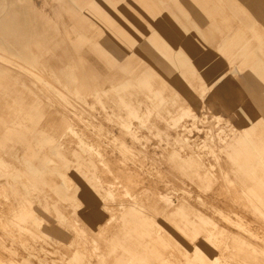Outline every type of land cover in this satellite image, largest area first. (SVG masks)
<instances>
[{
  "label": "crops",
  "instance_id": "obj_1",
  "mask_svg": "<svg viewBox=\"0 0 264 264\" xmlns=\"http://www.w3.org/2000/svg\"><path fill=\"white\" fill-rule=\"evenodd\" d=\"M30 1L6 0L7 10L0 14V133L3 134L5 131L10 134L17 126V130L21 131V133H12L13 135L7 137L4 143L0 142V150H12L16 143H22L28 149L46 152V149L52 147L53 142L47 140V126H42L40 120L47 114L44 108L53 106L60 117L58 124L50 130L60 134L63 140L61 145L94 155V161L98 165L92 178L97 186L96 197L93 201H83L73 196L71 202L67 203L73 209V215L69 217L59 215L57 218L58 222L65 226L74 249L73 263L70 264H111L110 261L119 248L116 244L109 242L79 244L82 243L77 239L79 235L74 234L68 226L76 225L83 235L97 238L106 233V226L110 224L108 220L116 213L120 214L125 224L122 228L124 230L120 247L122 251L134 252L135 256L140 258L142 251L145 250L144 246H150L146 250H156L152 246L157 245V238L153 235L150 237L148 229H157L161 223L170 230L176 226L187 230L190 228L187 233L192 239H196L202 231H208V235L203 234L204 239L198 242L196 253L206 260L213 257L208 244L213 240V235L223 234L219 233V230L215 232L208 228L199 230L201 222L211 226L206 220L197 225L189 223V210L183 204L174 208L164 206L165 201L162 199L168 201L171 199L168 191L173 189L174 174L168 172L158 161V155L165 157L159 144L151 143L152 137L142 132L144 129L150 134L153 129L150 124L147 125L152 115L150 106L158 110L157 114L170 117L166 120L165 135L168 144L173 148L169 163L174 168L176 165V169L181 174L196 178L199 182L196 185L201 189L202 187L222 188L227 186V183L222 175L220 180L215 179L210 183L214 178L202 155L208 142H203L200 138L187 142L183 137L182 129L179 134L175 124L179 122L182 112L187 111L189 115L196 107H201L202 98L206 94L213 100L214 109L220 110L222 114H230L234 125L231 126L229 121L227 126L231 130H236L235 136L232 132L224 133L220 137L222 140L219 144L229 151L215 149L210 152L207 149L206 152L213 156L220 155L222 160L231 166V173L238 176L242 184L235 183L233 176L228 172L229 186L240 188L241 197L246 201L253 203L254 189L257 190L256 202L262 205L261 212L264 217V4L255 9L261 13V19L254 17L251 11L246 9L244 35L234 38L229 36V41L226 40L229 30L240 24L239 20L229 15L230 18L227 20L214 19L211 24L205 26L209 28L207 33H203L202 28L197 27L198 31L194 34L187 21L182 19L178 22L171 19L175 29L182 35V40L179 42L180 49L192 60L197 59V83H193L186 78L188 76L186 72L167 67L166 61L162 60L156 48H154L155 52L146 55H141L137 49H133V53L142 60L159 63L163 66L164 76L168 79L158 74L153 67L145 66L141 61L138 62L137 67L129 69L122 67L124 75L108 74L103 78L106 74L103 68L112 69L116 66L108 55L117 60L124 57L117 58L110 53H98L94 50L93 40L86 36L80 37L73 28H67L69 26L63 28L59 19H54L57 34L44 38L38 32L37 24V20L42 19V16L33 12ZM15 2L21 4L20 11L13 9ZM44 9L49 13L48 8ZM53 10H56L55 7ZM74 11L80 17L83 14L87 19H92L87 14ZM219 27L224 31L220 33L219 40L216 39L217 45L220 43L216 47L220 55L216 56L213 51L207 52L211 48L201 44V38L209 40L217 33ZM184 28L190 29L191 32H186ZM68 30H72V37L66 34ZM49 31L46 33L49 34ZM151 43L149 38L140 42L143 45ZM84 45L88 46L91 58L100 64L99 71L95 72L89 67L86 61L88 53L84 54L81 49ZM61 50L64 51L65 57L57 55L59 61L51 62V57L54 58ZM77 69H81L83 74H86L92 84L91 89L87 88L82 77L73 75ZM216 69H218L217 73ZM69 80L74 85L72 90L66 85ZM104 85L107 88H104ZM163 92L164 104H159L157 94ZM20 93L29 94L22 98L23 95ZM165 94H169L168 97ZM176 97L179 99L174 103L173 99ZM187 100L191 104H188ZM96 104L117 117V122L113 123ZM241 108L248 111L249 117L245 116ZM18 118H21V121L15 122ZM133 119H136L140 125L137 128L138 132L130 135ZM13 124L15 125L12 129ZM192 130L193 128L187 129L188 132ZM227 138H229L228 142ZM179 140H182V144ZM197 141L200 142L199 145H196ZM143 142L144 144L148 142V145L144 146ZM151 152L154 154L151 155ZM7 155L10 158L0 155V177L16 162L22 163L35 178L45 170V164L39 168L30 159L18 155L17 152ZM52 161L54 162L50 158L45 159L46 164ZM216 167L219 172L223 171L218 165ZM148 169L156 176L160 173L161 179L165 178V180L159 183L153 174L142 180L143 172ZM58 175L63 180L64 188L72 191L74 186L72 176L65 171H58ZM106 180L110 185L105 184ZM33 183L22 174L12 176V180L0 181V245H6L8 240L24 246L37 245L41 242L43 248L40 250L49 257L54 251L48 246L53 244L49 240L48 231L41 229L46 219L36 215L39 206H43V200ZM18 187H22L27 196L24 197ZM158 188H165L168 193L162 190L159 197L152 193V190H147ZM204 191L210 193V190ZM131 192H134L133 195ZM199 193L201 198L208 199L205 194ZM60 201L56 204H61ZM83 203L88 207L95 205L92 210L96 208L101 214L88 213L89 221L85 222L78 216L84 211ZM111 204L115 207L113 208ZM106 211L109 212L108 216ZM180 216L184 217V225L178 220ZM17 217L21 219L20 222ZM22 221L27 222V225H23ZM177 221H180V224L175 223ZM75 235L77 236L74 237ZM169 241L171 240L166 243L168 244ZM83 252H95L101 255L91 260ZM6 256L0 250V264H15ZM124 261L125 256L121 258L120 264H124ZM40 263L67 264L57 257L54 259L49 257L46 263L43 261Z\"/></svg>",
  "mask_w": 264,
  "mask_h": 264
},
{
  "label": "rangeland",
  "instance_id": "obj_2",
  "mask_svg": "<svg viewBox=\"0 0 264 264\" xmlns=\"http://www.w3.org/2000/svg\"><path fill=\"white\" fill-rule=\"evenodd\" d=\"M29 3H31L33 12L42 16V19L37 20V24L38 32L44 38L52 37L57 34V31H55L57 30L55 28L56 24L53 18L55 17V19L60 20L63 28L69 26L67 28H73L75 33H78L80 37L86 36L93 40L94 50L98 53H110L117 58L124 57V59L117 60L108 55L110 61L116 66L112 69L103 68V72L106 73L103 75V78L108 74L111 75L115 73L119 76L124 75V69L122 67L125 69L137 67L139 61L145 66L153 67L158 74L166 78L164 76L165 70L162 69L163 66H160L157 62L142 60L138 55H134L133 53V49H137L141 55H146L150 52L153 53L154 48H156L162 60L166 61L165 65H167V67L186 72L188 74L186 78L189 82L197 83V59L192 60L185 51L180 49L179 42L182 40V35L181 32L179 33V31L175 29L171 19L178 22L182 19L187 21L194 34L198 31L197 27L200 29L202 28L201 30L203 33H207L209 28H205V26L211 24L214 19L227 20L230 18L229 16H231L239 20L240 24L229 30L228 38L226 39L229 41V36L234 38L244 35V25L247 19L246 9L251 11L254 17L261 19V13L255 11V9L260 8L261 5L264 4V0H31ZM54 7L56 10H53ZM44 8H48L49 13L45 11ZM13 9L15 11H20L21 4L15 2ZM74 10L87 14L92 19H87L83 14H81L82 17H80ZM25 17L24 15V18ZM184 29L188 33L191 32L190 29ZM48 30H50L49 34L46 33ZM223 31L224 29L219 27L217 33L211 36L209 40H203L201 38V44L211 48L207 52L213 51L216 56L220 55V51L216 48L220 43L217 45L218 41H216V39L219 40L221 36L220 33ZM66 34L72 37L73 32L72 30H68ZM145 38H149L152 43L148 45L140 44ZM227 46L228 45H226V47ZM81 49L84 54L88 53L86 61H88L89 67L95 72L97 70L99 71L98 66H100V64L91 58L88 46L84 45ZM57 55L64 56L65 54L63 50L59 51L54 58L51 57V62L59 61ZM179 56L181 58H179ZM141 66L143 67V65ZM216 70L217 73L218 69ZM74 73V76L79 75L82 77L87 88L89 87L91 89L92 84L88 81V77H86V74H83L81 69H77ZM66 85L70 90L74 88L71 80H69ZM104 88H107V86L104 85ZM20 94L23 95L22 98H25L26 94L29 93ZM163 95L164 92L157 94L159 104H164L165 99H163ZM165 95L168 97L169 94ZM178 99V97L174 98V103ZM195 100L197 101L198 99ZM186 102L191 104L188 100ZM202 102L203 104L201 107H196L194 109L195 111L189 114V116L187 111L182 112V116L179 122L175 124V127H177V132L179 134L182 129L183 137H185L187 142H192L196 138H200L203 142H208V146H205L206 148L203 149L204 154L202 155L206 166L212 171L211 176L214 179H212L210 183H213L212 181L215 179L220 180L223 177L227 186L214 189L202 187L201 189L196 185L199 184L196 178L181 174L176 169V165L174 168L169 163L171 162L169 159L171 158L173 148L168 144L165 135L167 133L166 120L170 117L157 114L158 110L153 106H150L152 115L149 118L150 122L147 123V125L150 124V126H152V132L149 134L148 130L144 129H142V132L152 137L151 143L159 144L165 153V157L158 155V161L162 163L163 167L166 168L168 172L174 174L173 189L168 191L171 199L169 201L162 199L165 201L164 206L168 205L174 208L177 205L183 204L187 206L189 210V223L192 222L193 225H197L199 222L206 220L211 223V228L204 222H201L202 225H198L199 230L208 228L213 229L215 232L219 230V233L223 234L222 236L213 235V240L208 244V246H210V253L213 257L210 259L207 258L206 260L199 257L196 253L198 242L204 239L202 238L203 234L208 235V231L204 230L200 235L198 234L196 239H192L190 234L187 233L190 228L187 230L186 228H178L176 226L170 230L168 229L169 227L166 228L161 223H159L157 229H148L149 236L151 237V235H153L157 238V245L152 246L156 250H146V248L150 246H144L145 250L142 251L140 258H138L137 255L135 256L134 252L122 251L120 248L124 237V230L122 228L125 224L120 214L117 215L118 213H116L115 216H110L108 220L110 224L106 226V233L97 238L83 235L78 226L69 225L68 229H71L74 234L79 235L74 236H77L78 241L82 242L79 244H96L102 242L116 244L119 248L116 252L117 254L111 259V264H120L121 258L124 256V264H264V217L261 212L262 205L256 202L257 190L254 189L253 197L255 201L253 200V203L246 201L245 198L241 197L240 188L229 186V173L233 176L235 183L242 184V182L239 181L241 179L231 173V166L226 164L220 155L216 156L214 154L213 156L206 152L207 149H209L210 152H213L215 149L229 151V149H225L224 146H219L222 140L220 137L224 133L230 132L235 136L236 130H231L227 126L229 121L230 125L233 126L234 120L230 114H222L220 110L214 109L212 104L213 100L209 95L206 94L203 96ZM96 106L100 108L98 104H96ZM100 109L103 110L104 114L109 116L113 123L117 122V117L113 116L108 110ZM44 111L47 114L39 120L42 126H47V140L53 142L51 145L52 147L55 146V148L50 147L46 149V152H40L34 149H28L24 147L25 145H22V143H16L12 150H0V155L10 158L7 155L8 153L17 152L18 155L30 159L35 163V166L39 168L43 167L45 164V170H42L40 176L35 178L28 169H25L22 163L16 162L11 165L9 171L4 172L3 176L0 177V181L12 180V176L22 174L27 180H31L35 183L38 192L41 194V199L43 200V206H39V211L36 212V215H40L42 218L46 219L43 221L41 229L48 231L49 240L53 244L50 247L48 246V248L54 251V253H50L49 257H51V259L57 257L66 261L67 264H70L71 262L73 263L72 253L74 249L70 242V236L64 228L65 226L63 227L58 222L57 218L59 215H64L66 217H69L71 214L73 215V209L67 205V203L71 202L73 196L83 201L94 200V197L97 195V186L92 178L95 175V169L98 165L94 161L93 154L84 153L75 148L68 149L63 147L61 145L63 140L60 134L53 133L50 130L54 125L58 124V119L60 117L59 112L53 106H49L48 108L45 107ZM241 111L246 117H249V113L245 108H241ZM20 119L21 118L16 119L15 122ZM133 120L131 124L132 129L129 132L130 135H135L140 125L136 119ZM14 125L15 124L12 125V129ZM217 125H219V127ZM17 128L18 126L12 133H21L20 129L17 130ZM191 128H193V130L188 132L187 129ZM12 133L9 134L5 131L3 134L0 133V142L4 143L7 141L6 138L13 135ZM206 137L210 140L206 139ZM226 140L228 142L229 138ZM179 142L182 144V140H179ZM145 143L146 144L143 142L144 146H147L148 142ZM199 143L200 142L197 141L196 145H199ZM194 147L197 148L200 146ZM198 150L200 149L198 148ZM153 154L154 152H151V155ZM46 158L53 159L54 162L52 161L50 164H46ZM216 161H218V164H216ZM216 165H218L219 168H223V171L219 172ZM58 171L68 172L69 175L72 176L74 179L72 191H68L64 188L63 180L58 175ZM152 174L154 175V173L148 169L143 172L142 180H144L145 177L149 178ZM159 175L160 173L157 176L154 175V178L160 183V181L165 180V178L161 179ZM190 180H193L194 183ZM107 182L106 180L105 184H107ZM108 183L107 185H110V182ZM187 185H189V187ZM18 190L24 197L27 196L22 187H18ZM142 190H144V188ZM147 190H152V193L157 194L159 197L162 194V190L168 193L165 188ZM204 190H210V193ZM199 192L205 194L208 199L205 197L201 198ZM131 193L133 195L134 192ZM259 198L261 200V196ZM59 200H61V204H56ZM111 206L113 208L115 207L114 204H111ZM94 207L96 206L88 207L83 203L82 208L84 211L78 216L83 218L85 222H88V213L95 214L94 212H96V214H101V211L96 208L92 210ZM106 214L108 216L109 212L106 211ZM17 220L20 222L21 219L17 217ZM178 220H181V225H184V217L180 216ZM175 223L180 224V221ZM22 224L27 225V222H23ZM120 239H122V241ZM168 240L171 241L167 244L166 241ZM41 248H43V243L41 242L37 245L32 244L24 246L12 240H8L6 245H0V250H2V252L7 255L6 257L15 264H41V261L46 263L49 257L45 256L44 252L40 250ZM83 253L87 254L91 260L101 255L99 252L98 255L95 252Z\"/></svg>",
  "mask_w": 264,
  "mask_h": 264
},
{
  "label": "bare ground",
  "instance_id": "obj_3",
  "mask_svg": "<svg viewBox=\"0 0 264 264\" xmlns=\"http://www.w3.org/2000/svg\"><path fill=\"white\" fill-rule=\"evenodd\" d=\"M6 0H0V14L1 13H5V11L7 10V6H6V2H5ZM31 2V1H30ZM31 4V3H30ZM4 15V14H3ZM52 17V16H51ZM54 19H55V17H53ZM180 33V32H179ZM96 41H98V40H96ZM99 44V43H98ZM101 47H103V46H101ZM178 56V55H177ZM176 56V57H177ZM174 57V56H173ZM179 58H181L180 56H179ZM174 59H175V57H174ZM176 61V60H175ZM219 114V113H218ZM194 115V114H193ZM94 116V115H93ZM189 116V115H188ZM195 116V115H194ZM214 118V117H213ZM76 120V119H75ZM216 120V119H215ZM209 124V123H208ZM218 127H219V125H217ZM208 128H209V126H208ZM206 132V131H205ZM102 145V144H101ZM133 145V144H132ZM140 147V146H139ZM103 149V148H102ZM151 149V148H150ZM107 151V150H106ZM150 154V153H149ZM112 158V157H111ZM117 164V163H116ZM112 165V164H111ZM163 166V165H162ZM117 168V167H116ZM135 173V172H134ZM107 176V175H106ZM109 178V177H108ZM103 179V178H102ZM101 179V180H102ZM110 179V178H109ZM131 179V178H130ZM179 179V178H178ZM107 184H109L108 182H107ZM106 184V185H107ZM114 185V184H113ZM131 185H133V184H131ZM138 185H140V184H138ZM142 185H144V184H142ZM147 185V184H146ZM151 186H153V185H151ZM180 186V185H179ZM130 187V186H129ZM154 187V186H153ZM187 187V186H186ZM113 188V187H112ZM187 189V188H186ZM133 190V189H132ZM193 191V190H192ZM222 192V191H221ZM200 194V193H199ZM223 194V193H222ZM197 195V194H196ZM224 197V196H223ZM218 202V201H217ZM119 203V202H118ZM128 203V202H127ZM224 204V203H223ZM232 204V203H231ZM214 205V204H213ZM212 205V206H213ZM223 206V205H222ZM230 208V207H229ZM232 209V208H231ZM234 212V211H233ZM252 216V215H251Z\"/></svg>",
  "mask_w": 264,
  "mask_h": 264
}]
</instances>
